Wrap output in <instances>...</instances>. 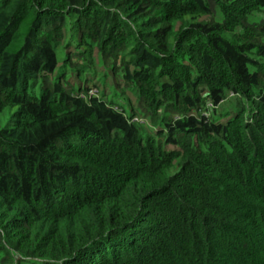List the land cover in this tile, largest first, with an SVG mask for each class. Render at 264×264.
<instances>
[{"label": "trees", "instance_id": "1", "mask_svg": "<svg viewBox=\"0 0 264 264\" xmlns=\"http://www.w3.org/2000/svg\"><path fill=\"white\" fill-rule=\"evenodd\" d=\"M0 264H264V0H0Z\"/></svg>", "mask_w": 264, "mask_h": 264}, {"label": "rangeland", "instance_id": "2", "mask_svg": "<svg viewBox=\"0 0 264 264\" xmlns=\"http://www.w3.org/2000/svg\"><path fill=\"white\" fill-rule=\"evenodd\" d=\"M89 94L90 95H97V91L95 90V88H90Z\"/></svg>", "mask_w": 264, "mask_h": 264}]
</instances>
